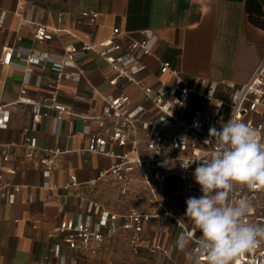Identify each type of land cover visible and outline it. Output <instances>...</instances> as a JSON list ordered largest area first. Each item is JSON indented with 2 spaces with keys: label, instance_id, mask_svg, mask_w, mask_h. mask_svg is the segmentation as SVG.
<instances>
[{
  "label": "crops",
  "instance_id": "0c3cea01",
  "mask_svg": "<svg viewBox=\"0 0 264 264\" xmlns=\"http://www.w3.org/2000/svg\"><path fill=\"white\" fill-rule=\"evenodd\" d=\"M0 12L5 14L0 26V60L3 49L14 53L10 65L0 69V106L11 104L21 88L30 100L51 97L48 86L54 83V65L62 60L64 48L82 43L98 45L111 39L115 29L120 32L116 41L121 52L136 43L150 53L141 59L146 70L136 77L142 86L170 84V79L158 72V64L163 62L189 78L195 88L200 80L240 85L264 57V0H0ZM35 22L56 31L51 41L39 44L33 40ZM25 51L46 55L45 69L33 66L32 72L26 73V65L16 55ZM78 63L85 71L84 80L79 84L63 81L57 100L78 116L99 114L103 98L117 95L119 90L108 86L112 74L94 53L86 54ZM122 92L133 104L152 111L138 89L129 86ZM195 105L192 97L190 106ZM9 110L10 123L0 129V144H19L21 132L27 128L40 148L64 153L46 180L41 168L25 159L22 149L15 150L9 167L16 168V173L5 177L4 182L19 186L20 192L14 204H8L0 193V264H41L59 243L48 239L47 234L60 221H79L91 202L117 215L139 205L122 198L109 178L95 181L112 160L84 154L89 137L98 132L93 123L71 116L57 119L54 114L33 123L29 106H11ZM71 176L76 178V186L65 189ZM45 183L48 189L43 187ZM32 221L38 222L36 230L31 228ZM104 234L108 238L97 256L62 245L61 257H50L47 264L191 262V256L176 246L181 231L171 222L163 224L161 232L147 224L137 256L129 252L122 234L109 230ZM155 243L167 247L168 253L155 251ZM192 246L191 242L190 251Z\"/></svg>",
  "mask_w": 264,
  "mask_h": 264
},
{
  "label": "built area",
  "instance_id": "2783aa9c",
  "mask_svg": "<svg viewBox=\"0 0 264 264\" xmlns=\"http://www.w3.org/2000/svg\"><path fill=\"white\" fill-rule=\"evenodd\" d=\"M4 16L0 12V26ZM34 25L33 40L36 43L52 40L56 31L37 22ZM119 33L118 29L113 30L111 39L98 45L82 43L79 47L64 48L62 60L54 65V83L48 86L51 97L30 100L26 90L21 88L11 104L0 106V129L7 128L10 123L9 108L17 105L31 108L33 123L48 119L51 114L57 119L71 116L83 123H93L98 132L89 137L84 154L112 160L107 170L98 172L95 181L109 178L122 198L139 204L130 206L125 214L117 215L94 202L89 203L79 221H60L47 234L48 239H57L59 243L52 247L51 256L42 258L41 264H47L50 257L59 259L62 245L70 251L97 256L108 238L105 230L122 234L129 252L137 256L146 225L161 232V227L167 222H171L181 233L192 234L190 264H207L197 243L201 233L185 215L186 200L202 195L193 175L199 162L187 169L182 165L191 160L210 158L217 144L209 136V129L215 127L219 130L230 118L254 128L258 139L264 142V57L249 79L240 85L200 80L195 88L189 78L163 62L158 64V72L167 76L170 84L142 86L136 77L146 70L141 59L150 53L136 43L121 52L116 41ZM88 53H94L105 63L112 74L107 84L118 89L119 93L103 98L104 106L99 114L78 116L62 106L57 95L63 81L79 84L84 80L85 71L78 62ZM13 55L11 49L2 50L0 69L10 65ZM16 55L26 65V73H31L33 66L45 69L46 55L32 51L17 52ZM129 86L140 91L143 102L149 103L152 111L132 103L122 92ZM192 97L196 99L197 106H190ZM182 137L187 139L183 141ZM16 149H22L25 159L41 168L42 177L46 180L64 153L59 149L40 148L27 128L22 130L19 144H0V193L8 204H14L20 192L19 186L4 182L5 177L16 173V168L9 167ZM76 183V178L71 176L65 189L76 186ZM43 187L49 188L46 183ZM240 199L247 200L251 205L246 221L264 225V188L250 190L246 186H235L229 194L228 203L235 204ZM82 203L83 200L80 205ZM58 212H62L61 206ZM37 223L32 221L33 230L37 229ZM153 249L165 255L169 251L158 243L153 245ZM233 264H264V244L244 253Z\"/></svg>",
  "mask_w": 264,
  "mask_h": 264
},
{
  "label": "clouds",
  "instance_id": "9594fccd",
  "mask_svg": "<svg viewBox=\"0 0 264 264\" xmlns=\"http://www.w3.org/2000/svg\"><path fill=\"white\" fill-rule=\"evenodd\" d=\"M209 136L217 144L210 158L182 165L187 169L199 162L193 175L202 192L186 200L185 215L201 233L197 243L207 264H233L244 253L264 244V225L246 221L251 212L249 202L240 199L228 203L235 186L264 188V142L254 128L232 118L219 130L211 127ZM191 235L181 233L176 240L186 256H191Z\"/></svg>",
  "mask_w": 264,
  "mask_h": 264
}]
</instances>
